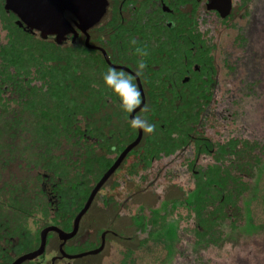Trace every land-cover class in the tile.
Here are the masks:
<instances>
[{
  "label": "trees",
  "instance_id": "16d2710c",
  "mask_svg": "<svg viewBox=\"0 0 264 264\" xmlns=\"http://www.w3.org/2000/svg\"><path fill=\"white\" fill-rule=\"evenodd\" d=\"M16 19L0 0V264L38 247L40 228H28L30 218L43 222L41 227L67 229L95 183L137 135L129 126V113L103 85L102 74L111 66L100 52L78 41L59 45L42 39L19 27ZM162 50L147 52L141 74L146 100L135 114L154 124L155 131L142 130L139 143L113 174L144 182L166 169L158 164L190 150V188H180L183 196L162 211L138 207L132 218L136 230L147 239L159 228L174 235V221L190 220L191 232L204 247L221 243L226 228L249 235L258 227L245 219L237 223L256 193L264 145L258 138L226 132L219 138L207 136L212 58L206 64L196 58L199 71L177 91L172 81L182 69ZM167 92L171 94L165 97ZM216 124L214 119L209 130L218 135ZM205 155L213 161L199 164L197 159ZM120 180L113 178L95 197L116 205L108 192ZM244 214L249 218L248 211Z\"/></svg>",
  "mask_w": 264,
  "mask_h": 264
},
{
  "label": "rangeland",
  "instance_id": "374dc122",
  "mask_svg": "<svg viewBox=\"0 0 264 264\" xmlns=\"http://www.w3.org/2000/svg\"><path fill=\"white\" fill-rule=\"evenodd\" d=\"M259 8L257 14L250 21L247 20L249 18L247 16L243 19L238 18V22H236L241 25L243 34L247 36V47L239 48L232 42L236 35L233 28L226 29V36H222L224 39L221 47L226 48L227 56H229L228 62L225 64L221 58H218L219 78L222 83L221 93L225 101L218 106V100L216 108L221 107V113L226 115V128L220 127V129H225L227 135L244 136V138L247 136L248 139L258 138L257 140L264 145V8L261 6ZM0 34H3L1 30ZM231 64L236 67L229 68L228 66ZM224 108L225 111L222 110ZM219 124L222 125L223 122ZM215 128L219 130V125L216 124ZM190 158H192V151L187 150L177 158L164 160V164H158L157 168L164 167L170 173L163 170L159 174H151L154 176L144 182L134 177L128 178L122 173L114 177L124 180L125 184L113 188L114 190L108 194L115 195L117 200L123 201L127 192L132 190V198L127 202L132 209L129 212V217L127 215L117 218L113 223H108V226L115 228L117 233H122L125 237H134L136 230L132 218L135 213L138 215V207L144 206V211L148 209L162 211L165 204L183 196L184 193L180 188L183 191L189 190L190 185L186 181L189 172L186 164ZM198 163L206 164L208 158L202 157ZM256 178V193L249 200L247 209L242 208L241 218L237 223L242 225L243 219H245L253 226L258 227L252 232L250 231L249 235L245 234V231L231 229L232 227L226 228V235L221 243L204 247L203 241L196 240L191 232L192 222L190 220L174 221V226H177L174 235L165 233L166 230L159 228L153 238L149 237L141 247L137 246L135 237L124 242L110 240L103 253L97 257L96 263L118 264L121 254L127 246L132 250L128 259L130 264H264V157L260 173ZM112 180L111 177L107 184H110ZM251 180L253 182V179ZM97 204L99 202L92 204L84 218L83 227L88 224L99 227L95 222H91L98 216ZM179 210L185 214L183 208ZM125 211H127L126 208ZM246 211L249 212V218L248 216L245 218ZM121 213H124V209L121 210ZM98 221L104 225L107 223L101 217ZM42 224L43 222H36L31 218L27 222L28 228L34 232H37ZM57 243L53 233H50L46 245V257L54 252ZM84 261L87 260L78 259L71 264H83ZM23 264H32V262L26 261Z\"/></svg>",
  "mask_w": 264,
  "mask_h": 264
},
{
  "label": "flooded vegetation",
  "instance_id": "af4514ba",
  "mask_svg": "<svg viewBox=\"0 0 264 264\" xmlns=\"http://www.w3.org/2000/svg\"><path fill=\"white\" fill-rule=\"evenodd\" d=\"M226 5H230L228 7L229 11L223 16L222 14L227 10ZM259 6L264 8V0H107V7L104 15L96 25L88 30L89 43L94 46V50L101 53L104 60L105 57L102 50L105 51L112 64L129 68L131 72L125 69L123 70L132 75L136 73L133 68L138 67V63L141 59L145 62L147 57V55L142 56L141 53L137 52L138 48L144 49L147 52L150 51L151 54L153 51L157 52L161 51V49H163L164 55L167 52L171 53L169 58L175 61L182 69L175 76V78L177 76L179 77V81L175 78L172 81V85H177V87L174 86L177 91L180 90V83L187 82L193 77L194 71H199L200 64L196 61V58L201 59L203 64L209 63V59L212 58V65H214L215 72L211 69V73L214 75L213 78L208 80L209 83L213 84L207 93L210 96V101L206 107L205 121L207 123V136L212 139L216 138V136L219 138L222 132L223 134L225 133V129H220V127L226 128V115L221 113V107L216 108V102L218 100V106L225 101L221 93L222 83L219 78L218 58H221L225 64L228 62L229 56H227L226 48L221 47V43L224 39L222 36H226V29L233 28L236 31V35L233 37L232 42L236 47H247V36L243 34L241 25L238 23L236 24V22H238V18L243 19L247 16L249 17L247 20L250 21V19L257 14V11L260 9ZM66 14L68 15V21L73 26V17L69 13ZM72 36L73 32L69 33L65 42L78 41L84 44L85 35L83 33L78 31L74 41H72ZM132 40H135L136 43L133 44ZM235 45H232V47H235ZM113 60L117 62L114 63ZM228 67L235 68L236 66L231 64ZM138 78L143 89V78L141 75H139ZM135 83L137 85L136 79ZM169 94L171 93L167 92L164 96L166 97ZM222 110L225 111V108ZM218 117L219 119H217ZM214 119L218 120V135L216 131L209 130V127L211 128L210 123L212 121L214 122ZM220 122H223V124L220 125ZM203 157L208 158V163L213 161L211 155H205ZM199 159H197V161ZM114 177L115 175L112 174V179ZM108 180L103 185L104 191H106L105 186L108 185ZM120 184L123 186L125 181L120 180ZM120 184H117L115 187ZM132 192V190H129L123 198V201L117 200L118 198L112 195L117 202L116 205H112V203L104 204L102 198L94 197L92 204L94 202H99V204H97V218H103V220L107 222L106 225L99 223L97 218H93L91 222H95L99 227L89 224L85 227L82 226L83 222H85L84 218L86 214L92 207L91 204L81 217L76 234L62 243V240L59 239L56 232H49L48 235L53 233V236H55L58 242L56 249L51 255L46 257V246L44 253L31 261L32 264H51L52 262L54 264H71V262L78 259L87 260L84 261L85 263L83 264H99L96 263L97 257L103 253L109 241L114 239L124 242L135 237L137 238V246H143L147 238L145 235L141 236L142 234L137 232L134 222L133 225L136 230L134 237H125L122 233H117L115 228L108 226L117 218H122L127 215L128 217L130 216L129 212L132 207L128 206L127 202L131 200ZM125 208L127 211H125ZM123 209L124 213H121ZM73 220L74 217L67 229L61 226L57 227L68 232L73 227ZM45 226H42L40 230ZM102 242L104 243L103 248L97 253H90L74 258L66 257V255H76L93 250ZM60 244H62V251L59 249ZM131 254V248L126 246V250L121 254L118 264H130L128 259ZM40 256H42L41 259Z\"/></svg>",
  "mask_w": 264,
  "mask_h": 264
},
{
  "label": "water",
  "instance_id": "95a60500",
  "mask_svg": "<svg viewBox=\"0 0 264 264\" xmlns=\"http://www.w3.org/2000/svg\"><path fill=\"white\" fill-rule=\"evenodd\" d=\"M229 6L230 5H226L227 10L224 12V14H222L223 16L228 13ZM106 7L107 0H4V9L6 11H11L16 15V24L19 27H23L25 30H28L32 33L36 32L42 39L52 38L59 45L66 41L67 35L71 32H73L72 41H74L77 36L76 29H78L85 35L84 44L88 48L94 47L89 43L88 30L100 21L106 11ZM66 13H69L71 16H73V26L66 18ZM102 52L106 62L110 66L130 71V69L127 67L112 64L109 61L105 51L102 50ZM136 82L141 92L142 103L140 107L135 110V112L129 114V119L135 116L136 112L139 111L145 104V96L138 76L136 77ZM141 137L142 130L137 129V135L134 140L125 146L114 162L95 183L84 205L75 215L73 227L70 231L66 232L56 225H47L43 227L39 232L38 247L32 251L17 256L10 264H21L24 261L32 260L43 254L47 243V235L51 231H54L58 234V237L60 240H62V243L66 239L74 236L78 230L81 217L90 207V204L99 189L114 173L125 155L139 143ZM103 244L104 243L102 242L97 248L93 250L82 252L76 255H66V257L74 258L90 253H97L103 248ZM59 249L62 251V244H60ZM51 264L54 263L52 262Z\"/></svg>",
  "mask_w": 264,
  "mask_h": 264
},
{
  "label": "clouds",
  "instance_id": "9594fccd",
  "mask_svg": "<svg viewBox=\"0 0 264 264\" xmlns=\"http://www.w3.org/2000/svg\"><path fill=\"white\" fill-rule=\"evenodd\" d=\"M135 44L136 41L132 40ZM137 52L141 55H147V51L144 49H137ZM146 64L141 59L138 63V69L135 75L129 74L122 69L114 67L108 68V70L102 74V82L106 89H108L119 101L120 108L126 113H133L140 107L141 92L134 83L137 76L141 75ZM143 111H147V106L144 107ZM129 126L133 129L143 130L147 134H151L155 131L156 126L148 122L146 118L141 116H133L129 120Z\"/></svg>",
  "mask_w": 264,
  "mask_h": 264
}]
</instances>
